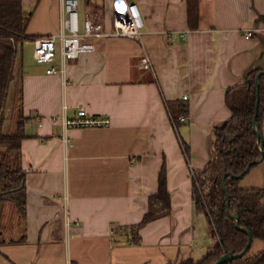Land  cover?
Masks as SVG:
<instances>
[{"label":"crops","instance_id":"obj_1","mask_svg":"<svg viewBox=\"0 0 264 264\" xmlns=\"http://www.w3.org/2000/svg\"><path fill=\"white\" fill-rule=\"evenodd\" d=\"M127 1L143 16L141 41L109 38L77 59L63 62L58 54L53 64H40L34 52L25 58L24 43L35 49V39L60 33L63 0H22L34 13L15 62L4 130L14 131L21 111L29 118L21 161L27 206L23 220L0 205L7 241L0 264H198L218 245L197 212L194 176L217 159L214 130L232 115L227 91L264 70V0H196L192 21L190 0ZM113 4L81 0V21L101 14L110 30ZM52 66L65 72L48 74ZM182 105L187 120L178 127L171 107L177 113ZM81 107L110 125L65 128L63 117L75 118ZM162 172L171 212L134 234L128 228L142 222ZM240 187L264 188V161ZM253 245L251 256L264 249L262 241Z\"/></svg>","mask_w":264,"mask_h":264},{"label":"trees","instance_id":"obj_2","mask_svg":"<svg viewBox=\"0 0 264 264\" xmlns=\"http://www.w3.org/2000/svg\"><path fill=\"white\" fill-rule=\"evenodd\" d=\"M190 21L198 18L196 0H190ZM193 3L195 5H193ZM195 6V7H194ZM34 11L27 12L22 0H0V205H11L14 212L25 220L27 206L26 172L22 169V141L26 138L25 127L29 121L22 111L11 133L4 131L6 122L5 107L7 105L11 83L15 79L14 68L19 47L29 39L28 25ZM261 70L251 71L246 81L226 93V103L232 112L229 120L222 127L214 130L218 156L213 164L200 174L194 176L193 199L197 212L204 214L216 237L218 245L198 264H214L228 252L241 253L248 244L249 236L236 228L235 221L228 215L227 196L230 200V212L238 214L240 226L248 230L253 241L264 242V188L242 189L241 180L257 165L253 164L251 171L242 178H232L246 171L249 164L264 156V75L260 80V99L257 124L262 135L260 141L255 133L253 119L256 114V76ZM21 100V92H20ZM177 113L171 107L173 120L180 126V115H186V106L182 105ZM264 161V159H263ZM262 161V162H263ZM227 175V194L222 189V179ZM172 209L170 193L164 172L159 177V191L149 198V210L142 222L130 227L133 233L139 231L152 221L170 214ZM23 237L19 242H24ZM133 240L139 244L141 239L133 235ZM252 241V243H253ZM6 239L0 233V245L6 244ZM247 254L228 264H264V249L255 256ZM174 264V263H169ZM178 264H196L193 260Z\"/></svg>","mask_w":264,"mask_h":264},{"label":"built area","instance_id":"obj_3","mask_svg":"<svg viewBox=\"0 0 264 264\" xmlns=\"http://www.w3.org/2000/svg\"><path fill=\"white\" fill-rule=\"evenodd\" d=\"M80 2L81 0H63L64 15L60 33L35 39L34 56L38 63L53 64L58 54L63 62L77 59L82 54L94 52L97 42L109 38L141 41L145 23L136 3L114 0L111 29L107 30L101 14L88 15L84 21H81ZM249 35H252V32H249ZM144 66L147 69L152 68L149 59L144 61ZM64 72L63 67L56 69L52 66L47 70L48 74ZM186 98L185 96L184 99ZM186 120L184 116L179 117L181 122ZM62 123L65 128H102L109 126L110 120L91 116L81 107L75 118L63 117Z\"/></svg>","mask_w":264,"mask_h":264},{"label":"water","instance_id":"obj_4","mask_svg":"<svg viewBox=\"0 0 264 264\" xmlns=\"http://www.w3.org/2000/svg\"><path fill=\"white\" fill-rule=\"evenodd\" d=\"M264 75V70L259 72L256 76V95H257V104H256V114H255V117L253 119V126H254V129H255V133L258 137V139L261 141L262 140V135L260 133V130H259V127H258V124H257V118H258V108H259V99H260V80H261V77ZM263 147H264V143L262 142L261 144V150H263ZM264 159V156H262L261 159L257 160V161H254L252 162L251 164H249V166L247 167L246 171L243 172L242 174L238 175V176H234L233 174H230L232 178H236V179H239V178H242L246 173L250 172L251 171V168L253 166V164H259L263 161ZM226 178H227V175H225L222 179V189H223V192L227 194V184H226ZM227 207H228V215L230 216V218H232L235 223H236V228L240 231H243L245 232L248 236H249V241H248V244H247V247L239 254H234L233 252H228L226 253L225 255H223L216 263L214 264H228V263H231L233 262L234 260L236 259H239V258H242L244 257L249 248H251V245H252V241H253V238L251 236V234L249 233L248 230H244L241 226H240V220H239V215L238 214H232L230 212V200H229V197L227 196Z\"/></svg>","mask_w":264,"mask_h":264},{"label":"rangeland","instance_id":"obj_5","mask_svg":"<svg viewBox=\"0 0 264 264\" xmlns=\"http://www.w3.org/2000/svg\"><path fill=\"white\" fill-rule=\"evenodd\" d=\"M25 11H27L26 9H25ZM24 56H25V58L27 57V56H30L31 58H32V52H34V47H33V45H32V43L29 41V40H27L25 43H24ZM32 63H33V61H32ZM5 131V130H4ZM259 240H254V245L253 246H256L257 247V242H258Z\"/></svg>","mask_w":264,"mask_h":264}]
</instances>
